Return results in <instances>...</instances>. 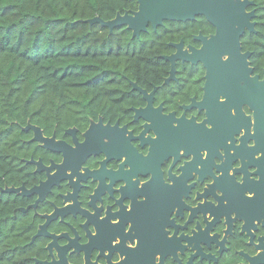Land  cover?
I'll use <instances>...</instances> for the list:
<instances>
[{
	"label": "flooded vegetation",
	"instance_id": "flooded-vegetation-1",
	"mask_svg": "<svg viewBox=\"0 0 264 264\" xmlns=\"http://www.w3.org/2000/svg\"><path fill=\"white\" fill-rule=\"evenodd\" d=\"M250 8L248 11H252ZM213 28L214 32L209 35L201 32L193 35V43L185 44V48L194 46L199 49L201 42L195 40V37L200 34L210 37L215 33V27ZM174 52L173 48L171 54ZM250 63L253 68L252 76L259 75L260 81H263L264 69L262 74L256 73L251 58ZM199 68L204 71L202 86L201 83L198 85L194 75ZM176 70V80L165 83L170 76L169 72V76L161 86L154 87L152 91L144 90L150 94L156 90L153 105L154 108L163 107L161 112L163 116L174 113L177 119L184 116L187 121L194 119L196 123L202 124L208 119L206 110L192 107V103L193 99L198 103L203 100L206 70L201 63L191 65L182 62L177 63ZM195 82L197 84H194ZM142 101V105L132 107L129 112L124 111L121 116L112 115L108 119L101 116L97 121H91L83 131L70 128L61 138L54 134L57 141H63L75 148L74 137L66 132L76 129L77 141L83 144L85 133L92 124H99L102 120L104 128H97V134L104 145L98 144L99 147L93 149V153L81 164L82 179L74 177V182L79 180L80 187L76 196H74L73 188L69 186V179L61 180L37 205L39 195L24 196L15 193L18 198L16 200L20 204L15 212L31 214L32 218L38 222V233L41 226L47 224V216H51L56 210L70 206L72 211L69 212L70 214L63 218L58 217L49 222L46 227L49 233L58 237L67 235V238L61 237L57 240L59 247L71 245L66 252L67 264H120L127 259V256L139 252V233L146 244L147 254L154 252L155 264H254V260L257 259L260 261L256 264H264V174L257 173L259 164H262L264 168V159L260 152L251 158L250 152L246 151L245 145L242 144L243 136L240 135L242 130L233 133L234 141H227L225 146L218 143L208 146L197 144L187 148L181 147L177 156L173 153L169 157H175L174 161L169 158L164 159L161 166L165 163L162 167L168 169L169 179L172 181L169 186H172V192L180 197L182 205L170 203L166 208L162 205V209L161 206L156 205L133 207L136 203L149 201V197L138 195L134 185L137 189H144L146 194H151V198L156 199L155 204L160 202L163 204L166 198L170 202L174 201L170 198L171 190L167 191L165 196V189L162 187L157 186L155 190L152 189L154 190L152 192L145 189L153 177V173H150L146 167L135 173L130 172V158L126 145L129 143L138 154L143 156L145 153H150L151 145L148 142L154 140L153 137L158 138L154 130L145 131L146 121L143 118H136L134 109L147 106L143 96ZM222 101H224L223 98ZM243 107L246 117H250L254 122L253 111L248 105ZM231 113L236 117L234 109ZM224 118L228 120L227 116ZM158 120L163 123L162 119L158 118ZM225 136L230 138V135ZM35 145L37 158L32 156L31 159L41 160L46 167H50L52 162L56 165L63 163L62 154L52 153L38 142ZM254 145V140L250 141L247 143V148H252ZM204 151L208 153L206 158H202ZM189 156L193 157L191 162L197 164L196 170H187V164L191 162L182 167L185 168L184 170L180 168L191 159ZM217 159L221 160L220 165L215 163ZM29 165L34 168L35 182L30 186L23 183L14 188L24 186L30 190L48 179L46 171L38 172L37 166ZM179 170L182 175L177 178L174 174ZM55 171L52 170L51 174ZM91 173L95 174L88 176ZM67 174L71 175L72 172L68 170ZM134 177L138 179L134 180ZM174 179L179 180L180 184L176 185ZM170 180H168L169 183ZM245 182L253 183L248 185L250 192L242 190ZM139 183L143 186H139ZM243 195L252 199V203L245 202ZM65 197L69 198L68 201ZM169 212L167 224L165 215ZM124 235L131 237H126L122 243ZM39 238L46 241L45 261H57L60 254L57 247H53L52 254L47 249L52 239L46 236ZM121 243L126 248L133 243L136 247L129 248L130 252L123 253L120 249ZM121 256L124 257L123 260Z\"/></svg>",
	"mask_w": 264,
	"mask_h": 264
},
{
	"label": "trees",
	"instance_id": "trees-1",
	"mask_svg": "<svg viewBox=\"0 0 264 264\" xmlns=\"http://www.w3.org/2000/svg\"><path fill=\"white\" fill-rule=\"evenodd\" d=\"M252 1L256 33L247 32L242 46L262 74L264 0ZM137 9V0H0V264H40L46 258V241H32L38 222L15 212L17 196L2 191L35 182L26 161L37 155L36 142L24 128L31 124L61 138L67 129L83 131L101 116L129 112L143 103L131 82L152 91L169 76L163 56L173 52L171 43L192 44L193 35L214 32L204 17L167 21L157 30L149 26L139 38L124 26L111 33L87 22ZM194 75L202 86L204 71Z\"/></svg>",
	"mask_w": 264,
	"mask_h": 264
},
{
	"label": "water",
	"instance_id": "water-1",
	"mask_svg": "<svg viewBox=\"0 0 264 264\" xmlns=\"http://www.w3.org/2000/svg\"><path fill=\"white\" fill-rule=\"evenodd\" d=\"M138 9L136 11L127 12L124 15L117 14V16L109 21H104L99 17L88 20L91 25L101 24L109 28L112 33L117 27H127L132 32L133 38H139L141 33L147 32L149 26L154 30L163 26L165 22L188 23L195 21L198 17H204L213 27L215 33L210 37L202 34L195 37V40L201 42L199 49L194 46L185 48L184 41L180 43L170 44L175 52L168 56H163V59L171 64V71L169 78L165 83L176 80V65L178 62L197 65L201 63L206 70L204 97L201 102H196L193 99L192 107H198L200 110H206L208 119L202 124H198L195 120L187 121L183 116L180 119L175 117V114L163 116L161 113L163 107L154 108V93H148L147 90L140 88L136 83H132L133 90L139 92L144 100L147 102L145 108H135L136 118H143L146 121L145 131L154 130L158 134V138L150 140L148 143L151 145L150 153L144 157L137 153L129 143L126 145L130 158V172H136L142 168H147L150 173H153L152 179L145 186L147 191H154L157 186L165 189L166 192L171 190L170 198L174 201L170 202L168 198L155 204L156 199L151 198V194H146L144 189H136L138 195L149 197L148 202L136 203L134 208L142 206H161L166 208L170 203H180V197L172 192L173 187L164 184L162 180L161 164L164 159L172 156L174 153L177 156L181 147H189L191 145L202 144L204 146L214 145L221 143L225 146L227 141H234L233 133H238L239 130H244L242 137V144L245 145L246 151L250 152L251 158L254 154L260 152L264 159V80L260 81V76L253 77V68L251 67L250 58L251 52H244L242 49L241 39L246 32L256 33V17L255 10L248 11L254 6L252 0H137ZM222 98L224 101H222ZM248 105L253 111L254 122L250 117H246L242 111V107ZM232 109L235 110L236 117L231 113ZM224 116H227L226 120ZM158 118L162 119L161 123ZM206 124H211L212 128L208 129ZM177 125V126H175ZM104 128L102 120L99 124L93 123L90 129L85 133V142L79 144L75 135L76 129L68 130L66 133L74 137L76 147L67 145L63 141H57L55 136L52 138L46 137L43 130L29 124L24 131H33V139L31 142H38L41 146L52 152L62 154L64 161L60 165L52 162L50 167H46L43 162L31 159L26 161V164H34L37 166V171H46L47 180L42 182L30 190L26 187L20 188H6L2 189L3 192L16 193L24 196L39 195L36 205L43 201L46 195L51 191L52 187L60 183L61 180L69 179V186L73 188L74 196L79 191V180L74 182V177L82 179L80 175V168L83 161L89 157L98 144L104 145L102 139L98 137L97 128ZM253 127V131H252ZM108 129V128H107ZM105 130V129H104ZM144 131V132H145ZM225 135H230L228 139ZM254 140V147L247 148V143ZM222 145V146H223ZM121 149V147H119ZM211 152V151H210ZM216 152V151H215ZM199 155V154H197ZM200 156V155H199ZM196 163L191 162L187 164V170H196ZM185 168H182L184 170ZM52 170H56L51 174ZM72 172L71 175L67 171ZM141 171V170H140ZM259 172L264 174L262 164H259ZM91 173L88 176L94 175ZM263 178V177H262ZM175 180V179H174ZM174 183L180 184L179 180ZM253 183L245 182L242 190L249 191L248 185ZM154 189V190H152ZM244 191V192H245ZM124 192V191H123ZM73 196V197H74ZM245 202L252 203V199L243 195ZM68 201V197H65ZM134 200V197H133ZM249 204V203H248ZM36 205L34 207H36ZM26 212L25 209H22ZM71 207L68 206L61 210H56L51 216H47L48 222H51L58 217H65L70 214ZM169 213H166L165 220L169 219ZM244 218L243 216H240ZM247 219V218H246ZM46 225L41 226L39 232L34 236V241L37 237L46 236L52 239L48 246V251L52 254L54 246L57 247L60 254L59 259L49 261H39L40 264H67L66 252L71 248V245L59 247L57 240L63 236H56L46 230ZM168 224V223H167ZM138 230V229H137ZM165 233V232H164ZM140 236V250L135 255L127 256V259L120 264H148L154 263V252L147 254L146 244L144 239ZM122 243L124 239L129 236H122ZM121 243V244H122ZM123 246V248H122ZM120 247L123 253L130 252L123 244ZM151 247V246H150ZM119 249V250H120ZM121 251V250H120ZM149 259L146 260V258ZM260 260H254V264Z\"/></svg>",
	"mask_w": 264,
	"mask_h": 264
},
{
	"label": "clouds",
	"instance_id": "clouds-1",
	"mask_svg": "<svg viewBox=\"0 0 264 264\" xmlns=\"http://www.w3.org/2000/svg\"><path fill=\"white\" fill-rule=\"evenodd\" d=\"M242 111H243V112L245 111L244 107H243ZM240 135H242V136L244 135V131H243V130L240 132ZM152 139H156V137H153ZM107 142H108L107 139H105V143H107ZM249 146H251V145H249ZM148 155H149V153H145L143 156H144V157H147ZM207 155H208L207 151L202 152V158H206ZM221 155H223V151H221ZM181 156H183V151H181ZM189 157H191V159L188 160V161H186V162H185L180 168H182L186 163L191 162V160L193 159V157H192V156H189ZM169 159H171V160L174 161L175 157H172V158H169ZM169 159H168V160H169ZM215 163H216L217 165H220L222 162H221V160L217 159V160L215 161ZM164 164H165V163H164ZM164 164H163V165H164ZM163 165H162V166H163ZM162 166H161V171H162V173H163V180H164V182H165L166 184L171 185V184H172V181L169 179V171H168L167 168H164V167H162ZM180 168H179V169H180ZM166 174H167V179H166ZM220 174H221V173H220ZM181 175H182V173H181L180 170H179V171H176L175 174H174V176L177 177V178H179ZM194 175H195V174H194ZM133 179H134V180H135V179H138V177H134ZM168 180H170V183L168 182ZM139 186L142 187L143 184L139 183ZM128 209L130 210L131 207L128 208ZM130 226H131V224H130ZM128 247H129V248H135V247H136V244H134V243H133V244H129ZM123 259H124V257L121 256V260H123Z\"/></svg>",
	"mask_w": 264,
	"mask_h": 264
},
{
	"label": "snow or ice",
	"instance_id": "snow-or-ice-1",
	"mask_svg": "<svg viewBox=\"0 0 264 264\" xmlns=\"http://www.w3.org/2000/svg\"><path fill=\"white\" fill-rule=\"evenodd\" d=\"M207 127L210 129L212 126H211V124H209V125H207Z\"/></svg>",
	"mask_w": 264,
	"mask_h": 264
}]
</instances>
